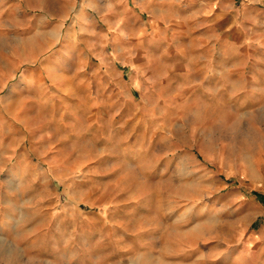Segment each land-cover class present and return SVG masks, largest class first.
Segmentation results:
<instances>
[{"label": "rangeland", "instance_id": "1", "mask_svg": "<svg viewBox=\"0 0 264 264\" xmlns=\"http://www.w3.org/2000/svg\"><path fill=\"white\" fill-rule=\"evenodd\" d=\"M19 1L0 0V264H264V0ZM231 6L218 55L146 78L154 23L180 39ZM104 52L118 91L81 73ZM51 59L75 74L38 100L19 81Z\"/></svg>", "mask_w": 264, "mask_h": 264}, {"label": "crops", "instance_id": "2", "mask_svg": "<svg viewBox=\"0 0 264 264\" xmlns=\"http://www.w3.org/2000/svg\"><path fill=\"white\" fill-rule=\"evenodd\" d=\"M9 4L10 9H25L22 6V3L18 0H6ZM230 9V11H229ZM227 11L226 15H230V20H225L222 17H219V14L225 15L224 11ZM220 13H217V17L209 19L205 23H178L177 31L181 34L182 37L172 39V35H170V30L172 31V27H167L161 23H154L152 26V31L148 33V37L150 38L152 45H148L145 56V70L147 74V79L152 81L154 84H157L158 81L165 80V74L170 73V61L169 59L172 57H181L185 59H190L188 62H191V58L197 57V52H199L198 48L201 47L200 50H206L205 56H210L217 54L216 50L217 43L226 40L233 41L235 34V23H234V14L233 7H229L227 9L220 10ZM109 24V23H108ZM112 24V23H111ZM111 25H109V28ZM139 36V33L135 34ZM138 40L139 38L136 37ZM174 42H171V41ZM81 61L89 62L88 56L82 53ZM186 68L188 65L191 66L190 63L185 61ZM92 63V62H90ZM46 67L42 66H31L26 71H24L22 78L19 81V87L27 89H34L36 92V99H42L43 91L46 88L44 84H46V80L50 79L51 83L56 84L57 82L61 84L58 89L62 91L69 90V83L71 82L75 71L72 72L67 68L66 65H61L59 62L56 63L55 59H51ZM189 66V67H190ZM203 63H199L196 61L195 66V75L198 76L203 71ZM161 68V70H160ZM144 70V73H145ZM82 74H86L88 78H99L100 81L103 82L104 85L110 84L114 90L118 91V83L121 87L125 86L124 82L127 81L126 74L124 72H118V68L112 65V58L109 57L105 52L100 59L99 64L96 63L91 66L88 70L81 71ZM49 74L50 78H47ZM216 75L217 71L210 72L209 75ZM47 75V76H46ZM139 77V76H138ZM135 78V77H134ZM133 78V79H134ZM143 78V77H142ZM145 78V77H144ZM200 79V78H199ZM202 79V78H201ZM198 80V84L202 81ZM45 81V83H44ZM136 88L135 85H133ZM45 99H49L48 104L51 106H61L63 103L59 101V99L50 97H45ZM118 102V98H117ZM138 111V108L136 109Z\"/></svg>", "mask_w": 264, "mask_h": 264}, {"label": "bare ground", "instance_id": "3", "mask_svg": "<svg viewBox=\"0 0 264 264\" xmlns=\"http://www.w3.org/2000/svg\"><path fill=\"white\" fill-rule=\"evenodd\" d=\"M1 249V248H0Z\"/></svg>", "mask_w": 264, "mask_h": 264}]
</instances>
